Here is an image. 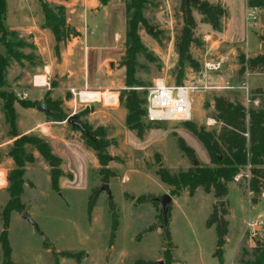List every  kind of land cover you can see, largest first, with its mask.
<instances>
[{
  "label": "rangeland",
  "instance_id": "obj_1",
  "mask_svg": "<svg viewBox=\"0 0 264 264\" xmlns=\"http://www.w3.org/2000/svg\"><path fill=\"white\" fill-rule=\"evenodd\" d=\"M41 1L56 18L65 21L68 16L70 25L76 22L83 25V19H73L69 11H73V16L79 15L85 4L91 7L87 14H93L92 9L99 13L88 20V30L93 33L89 46L98 48V51L115 49L108 51L105 61L97 68L96 78H100L97 92L114 93L118 101L114 107L98 103V114L92 120L87 114L78 115L85 104L70 94L71 99L66 101H72L71 108L60 107L65 116H71L75 111L77 121L88 124L94 134L91 141L107 145L104 148L108 158L104 171H100L96 153L87 146L81 132H74L65 122L51 131L39 128L32 134L23 135L25 141L34 137L47 143L50 137L55 139L53 143L61 140L54 151L61 158L63 181L60 180L59 192L52 190L48 164L31 145H24L28 161L24 164V183L19 198L21 210L10 214L6 229L10 255L5 261L0 244V264L252 262L256 248L264 246V188L254 201L247 189L248 168L227 185V195L221 200L205 194L202 189H197L192 197L186 190L171 195V189L159 182L156 171L161 167L170 174L184 172L193 167V160L197 161L196 166H211L206 152L188 127L218 132L221 125L214 120L216 99L239 103L245 109L258 107L259 100L251 99L256 91L264 93V65L252 67L248 64L264 56V10H257L256 21L247 23L245 18L250 12L247 0H194V3H205L223 11L221 31L215 32L203 22V16L192 3L185 16L182 0H146L142 12L145 23L137 34L147 56H137L135 85L126 88L125 68L121 63L129 17L125 11L128 0H106L105 4L103 0ZM37 2L36 8L31 0H24L22 5L16 0H7L8 11L13 8L18 16L9 14L6 22L12 24L25 18H42L45 25L40 1ZM188 16L191 19L188 58L180 65L177 45L181 42L184 17ZM6 42L15 44L11 37ZM5 51L0 47L4 56ZM12 51L19 54L20 50L13 47ZM223 58L226 60L219 71H204V63L219 62ZM235 60L238 62L234 63ZM17 63L29 71L32 61L22 56ZM14 68L12 74L16 75L17 68ZM160 80L166 87L202 88L205 85L207 89L199 90L192 98L190 122L151 125L142 117L143 133L138 137L136 131L126 127L121 116L123 112L126 117L124 101L127 93L134 92L146 99L148 91ZM9 89L7 85L0 88V144L22 138L11 136L4 117L3 96L6 92L15 94ZM26 94L30 100L38 96L30 91ZM17 112L19 130L37 122L23 108H17ZM73 135L80 142L70 139ZM15 140L0 149V170L6 179L15 167L8 156ZM179 142L192 152L185 154ZM76 173L80 177H76ZM102 184L108 185L111 200L105 192H99ZM165 194L172 198V202L167 229L163 233L160 229L161 208L153 199ZM8 201L7 181L6 186L0 188V235L4 230L2 212ZM217 201L225 202V206L222 220L224 245L221 256L216 258L214 253L220 230L215 211ZM24 211L37 230L22 219ZM248 223L250 227H246Z\"/></svg>",
  "mask_w": 264,
  "mask_h": 264
},
{
  "label": "trees",
  "instance_id": "obj_2",
  "mask_svg": "<svg viewBox=\"0 0 264 264\" xmlns=\"http://www.w3.org/2000/svg\"><path fill=\"white\" fill-rule=\"evenodd\" d=\"M39 1L45 26L46 28H50L56 42H59L61 37L66 35V31L63 29L64 21L53 16L46 4L41 0ZM105 2L106 0H103V4ZM191 3L198 8L201 16L204 18L203 22L208 24L215 32L221 31L220 20L224 13L220 8L211 7L205 3ZM146 5V0H128V3L125 5V11L129 14V17L125 33L124 57L121 65L125 68L126 88L135 85L134 73L137 66V56L139 54L147 56L137 34L139 27L145 23L142 12ZM247 8L264 10V0H247ZM5 13L6 2L5 0H0V47L6 50V56L0 53V88L6 86L5 77L9 61L14 60L18 62V59L22 58L21 55L14 53L12 48L19 49L23 47L21 42H16L15 44L6 42V39L11 37L12 34L4 26ZM190 26L191 19L189 16L184 17L182 38L181 42L177 45L178 63L180 65L188 58L186 52L190 43ZM258 64L264 65V56L254 59L248 65L255 67ZM3 99L4 117L10 129L9 133L15 138L17 134L15 126L16 115L13 109L14 103L18 102L24 108H34L36 106L35 103L17 100L12 92H6ZM255 99L259 100L258 107L250 109H245L239 103H230L223 99H216L214 102V120L221 125L218 132L205 131L203 128L196 130L195 128L188 127L189 131H191L206 152L211 166L198 165L177 174H170L166 169L160 167L156 171V175L160 183L171 189V195H178L181 191L186 190L188 195L192 197L197 189H202L205 194H212L216 200H221L227 195V185L234 182L237 175L241 174L246 168H248L249 173L247 189L252 194V199L255 201L256 197L261 195L264 188V93L256 91L251 100L254 101ZM46 103L48 104L49 102ZM145 103L146 99H141L134 92L127 93L124 101L126 127L131 131H136L138 137L143 133L141 118L145 116V109H141V107L145 106ZM59 105L58 102L49 104L48 108L52 113L47 114V116L52 118L54 122L61 123L65 122L68 116L64 115ZM80 114L86 115L88 111L84 110L78 113V115ZM83 126L88 131L89 136L93 138L94 134L90 132L89 126L86 124H83ZM71 129L80 132L73 127ZM100 129L102 130V128ZM81 135L86 140L87 146L92 148L96 153L100 171H104L106 160L108 159L104 148L107 145L91 141L83 133ZM21 137L20 140L14 141V146L8 153L15 167L7 177L9 201L2 212L4 230L0 235V244L5 261L9 259L10 255L6 234L10 214L14 211L20 212L21 210L19 198L22 194L24 183V164L28 161L24 154V145H31L48 164L50 168L49 181L52 190L56 192L60 191L59 179L63 176L60 169V159L52 154L50 146L45 141L35 137L34 139H29L30 141H25V136ZM179 146L185 154L190 152L182 142H179ZM218 158L220 159L218 160ZM223 245L224 240L219 230L214 257L221 256ZM253 258L252 262L246 264H264V246L256 248Z\"/></svg>",
  "mask_w": 264,
  "mask_h": 264
},
{
  "label": "crops",
  "instance_id": "obj_3",
  "mask_svg": "<svg viewBox=\"0 0 264 264\" xmlns=\"http://www.w3.org/2000/svg\"><path fill=\"white\" fill-rule=\"evenodd\" d=\"M16 1L22 5L24 0ZM5 2L6 13L4 26L6 30L12 34L11 38H13L15 43L21 42L23 44V47L19 48L20 51L18 53L23 57H26V60L30 59V61H32V64L29 66V71L24 70L23 66L16 61H9L6 69L5 83L10 88V91L15 93L17 91L23 93L30 91L32 94H37L38 96L32 100H30L26 94L27 98L25 101L35 103V106L38 102L42 101L45 107L49 109L48 105L56 102L60 104L59 107L64 105L71 108L72 101H66L71 99L69 97V94L71 95V91H79L83 89L97 91L100 88V78H96L99 72L97 68L101 62L105 61V55H108V51L112 52L115 48L113 47L107 51H98V48H92L89 46V38L93 33L92 30H88V20L90 21L91 16L98 15L99 13L97 11L92 9L93 14H91V12L90 14H87L88 10L91 8L88 4H85V9L82 10L79 15H74L76 17L72 15L73 11H69V14H71L70 16H72L73 19H83V25L79 26L78 22H76L77 26L76 24L70 25L69 17L65 16L63 29L66 31V35L62 36L59 42H56L51 30L46 28L43 24V20H41L42 18H39L40 20L25 18V20L18 23H7V16L9 14H15L16 11L13 8H10V11H8L7 0H5ZM31 2H33L32 4L34 7H38L37 0H31ZM15 16H18V14L16 13ZM229 22L230 21H228V23ZM114 40L116 41V39ZM224 57L228 59V57ZM14 67L17 68L16 75L12 74L15 69ZM33 77H39L45 81L49 85L48 90L32 88L31 82ZM45 101L49 103L47 104ZM17 108H23L26 114L32 116V119L35 118L37 122L35 121L36 123L34 125L19 130V123L16 122L19 117ZM13 109L16 115L15 126L18 137L25 134H32L39 128L44 130L50 129L51 131L55 128L57 129L59 125L64 124V122H54L52 118L49 120L50 117H48L47 114L36 111L35 107L24 108L16 102L13 105ZM84 110H86L85 107L80 112ZM97 114L98 105H91V109L87 115L92 120L96 118ZM121 116L124 120L125 113L122 112ZM70 139L79 141L74 135L70 137ZM13 140H10L7 143L2 142L0 144V149H2L5 144H8ZM49 140L50 142L46 143L51 147L52 154L61 161V158H59L60 156L54 151L55 145H57L61 140L54 143L53 141L55 139L50 137ZM62 173L64 172L62 171ZM75 176L80 177L77 173ZM62 179L63 176L59 179V187L60 180ZM64 181L66 182L65 179Z\"/></svg>",
  "mask_w": 264,
  "mask_h": 264
},
{
  "label": "built area",
  "instance_id": "obj_4",
  "mask_svg": "<svg viewBox=\"0 0 264 264\" xmlns=\"http://www.w3.org/2000/svg\"><path fill=\"white\" fill-rule=\"evenodd\" d=\"M258 9H250L246 16V22L256 21V12ZM223 58L219 62H206L204 63V71L206 73L217 72L221 69ZM32 88L34 89H47L49 85L39 77H33ZM207 86H176L166 87L162 80L157 81L155 85L148 91L146 103L144 106L145 116L144 119L148 124L155 125L159 123L178 122L187 123L192 120V98L199 90H206ZM91 92L98 93V96ZM91 94V95H90ZM19 101L26 100L27 95L23 92L14 94ZM73 99L78 100L80 103L85 104L86 109H90L91 105L101 103L107 107H114L117 104V95L109 91L97 92L83 89L79 91H71ZM90 95V96H88ZM74 108V107H72ZM74 110V109H73ZM75 111L71 115H75ZM7 184V179L4 172L0 170V188H4ZM250 227V224H246Z\"/></svg>",
  "mask_w": 264,
  "mask_h": 264
},
{
  "label": "water",
  "instance_id": "obj_5",
  "mask_svg": "<svg viewBox=\"0 0 264 264\" xmlns=\"http://www.w3.org/2000/svg\"><path fill=\"white\" fill-rule=\"evenodd\" d=\"M191 2H194V0H183V11H184L185 16H187V14H188L189 4ZM236 62H238V61L235 60L234 63H236ZM109 66L111 67V64ZM35 109H36V111L41 112V113H45V114L51 113V111L45 107V105L42 101L37 103ZM65 123H67L68 125H70L74 129L79 130L88 139L91 140V137L89 136L88 131L84 128V126L81 123H79L77 121L76 116L72 115V116L67 117ZM219 159L220 158H218V160ZM196 165H197V161L193 160V167H196ZM99 192H105L108 195L109 199L111 200V194H110L109 187L107 184H102L100 189H99ZM153 202L158 204L161 208L162 224L160 226V229L162 230L163 233H165L166 229H167V225H168L169 205L172 202V198L169 195L165 194V195L160 196L157 199H153ZM224 206H225V202H223V201H217L215 203L216 220L218 221V224L220 226L221 237H223L222 220H223V207ZM21 217L25 221L29 222L37 230L36 225L31 221L30 217L28 216V214L25 211L21 213ZM159 264H161V263L159 262Z\"/></svg>",
  "mask_w": 264,
  "mask_h": 264
},
{
  "label": "bare ground",
  "instance_id": "obj_6",
  "mask_svg": "<svg viewBox=\"0 0 264 264\" xmlns=\"http://www.w3.org/2000/svg\"><path fill=\"white\" fill-rule=\"evenodd\" d=\"M92 94H94V95H91V96H98V93H95V92H91ZM90 95H88V96H90Z\"/></svg>",
  "mask_w": 264,
  "mask_h": 264
}]
</instances>
